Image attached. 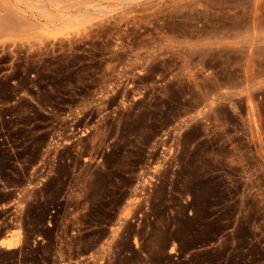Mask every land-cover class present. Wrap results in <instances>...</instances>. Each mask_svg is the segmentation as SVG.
<instances>
[{
  "label": "rangeland",
  "instance_id": "374dc122",
  "mask_svg": "<svg viewBox=\"0 0 264 264\" xmlns=\"http://www.w3.org/2000/svg\"><path fill=\"white\" fill-rule=\"evenodd\" d=\"M0 264H264V0H0Z\"/></svg>",
  "mask_w": 264,
  "mask_h": 264
},
{
  "label": "bare ground",
  "instance_id": "6f19581e",
  "mask_svg": "<svg viewBox=\"0 0 264 264\" xmlns=\"http://www.w3.org/2000/svg\"><path fill=\"white\" fill-rule=\"evenodd\" d=\"M1 246H5L6 248H12L16 246V243L11 239L4 237L0 240Z\"/></svg>",
  "mask_w": 264,
  "mask_h": 264
},
{
  "label": "crops",
  "instance_id": "0c3cea01",
  "mask_svg": "<svg viewBox=\"0 0 264 264\" xmlns=\"http://www.w3.org/2000/svg\"><path fill=\"white\" fill-rule=\"evenodd\" d=\"M2 205H4V203H0V207H1ZM2 238H4V237H1L0 240H1ZM0 245H1V243H0Z\"/></svg>",
  "mask_w": 264,
  "mask_h": 264
}]
</instances>
